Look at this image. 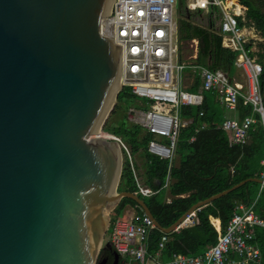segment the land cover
Returning <instances> with one entry per match:
<instances>
[{
	"label": "water",
	"instance_id": "1",
	"mask_svg": "<svg viewBox=\"0 0 264 264\" xmlns=\"http://www.w3.org/2000/svg\"><path fill=\"white\" fill-rule=\"evenodd\" d=\"M115 0H0V264H97L122 198L119 144L99 135L121 89V46L101 33ZM114 262L119 255L114 251Z\"/></svg>",
	"mask_w": 264,
	"mask_h": 264
},
{
	"label": "built area",
	"instance_id": "2",
	"mask_svg": "<svg viewBox=\"0 0 264 264\" xmlns=\"http://www.w3.org/2000/svg\"><path fill=\"white\" fill-rule=\"evenodd\" d=\"M229 1L186 0L190 10L206 11L211 6L219 9L218 33L222 45L235 53L234 66L242 73L243 81L221 69L212 70L198 63L196 39L191 40L194 54L188 60L181 56L175 17L177 0H115L113 14L101 20V33L121 46V89L127 87L139 104L129 107L128 119L151 136L146 150L167 161L168 171L173 166L181 130L192 122V118L183 119L180 110L199 107V116H202L206 92L215 94L224 111L236 110L239 104L252 109L251 115L242 118L223 116L220 128L230 144H246L250 129L256 123L261 125L264 140V93L260 85L263 66L256 54L263 38L253 27L250 6L237 11L229 6ZM184 71L190 73L187 78L183 77ZM188 79L190 83L186 85ZM195 82L197 89L190 90ZM104 137L117 141L130 159V150L121 138L109 134ZM129 162L133 168L131 159ZM259 179L262 189L264 170ZM169 182L168 172L164 187ZM136 184L141 196L154 193L137 178ZM128 208L129 213L122 211L117 217L113 210L110 212L114 219L107 231L110 246L124 264H257L260 261V250L253 242L254 227H264V220L253 212L252 206L236 205L225 229L218 230L215 244L202 254H175L167 261L161 260L159 254L151 257L147 252L149 233L155 228L152 220L144 212L139 214ZM166 241L163 233L160 249Z\"/></svg>",
	"mask_w": 264,
	"mask_h": 264
},
{
	"label": "trees",
	"instance_id": "3",
	"mask_svg": "<svg viewBox=\"0 0 264 264\" xmlns=\"http://www.w3.org/2000/svg\"><path fill=\"white\" fill-rule=\"evenodd\" d=\"M238 1L247 5L242 6L236 0H230L229 6L238 5L240 8H247L249 5L253 27L263 38L256 54L263 66L260 85L264 93V0ZM195 11L198 16L205 12V25L196 24L191 20L192 11L188 8L186 0H177L179 42L196 39V61L209 69H221L230 77L233 76L236 72L235 53L222 45V38L218 33L219 9L211 6L206 11ZM197 87L198 83L195 82L190 90H196ZM131 106L138 107L139 104L131 96L128 88L123 87L117 94L116 102L103 123L101 132L121 138L129 146L132 154L142 151L145 184L152 188L154 193L146 197L138 193L136 174L128 158L122 163L117 190L137 193L161 227L167 228L172 225L198 201L226 190L240 181L260 178V173L264 170V162H262L264 140L260 123L251 127L246 144H230L227 135L220 128L224 110L218 104L213 92L204 94L202 116H199V107L181 108V117L192 118V122L181 130L176 149L180 154L179 163L173 165L169 171L167 161L160 160L147 152L146 144L151 136L140 126L128 121L127 111ZM238 112L242 118L251 115L252 109L250 106L239 104ZM254 116L258 117L257 114ZM168 172L170 182L166 188L164 183ZM166 194H169V201L166 200ZM238 204L252 206L253 212L264 220V187L260 189L258 182L247 181L235 190L202 206L195 211L193 224L182 226L166 234L167 241L161 249L159 242L163 232L153 228L148 237V254L151 257L159 254L163 261L169 260L175 254L191 256L202 254L217 240L218 231L210 218L219 219L220 229L223 231ZM126 207L133 208L139 214L143 213L134 200L122 198L113 210L116 217ZM113 219L112 217L111 222ZM253 242L258 246L261 254L257 264H264V227H254ZM100 254L105 257V264H113L115 253L111 246L102 248ZM118 264H124V260L120 258Z\"/></svg>",
	"mask_w": 264,
	"mask_h": 264
},
{
	"label": "rangeland",
	"instance_id": "4",
	"mask_svg": "<svg viewBox=\"0 0 264 264\" xmlns=\"http://www.w3.org/2000/svg\"><path fill=\"white\" fill-rule=\"evenodd\" d=\"M191 11H192L191 20L194 23H196V24L205 25V23H204V20H205V12L201 13V15L198 16V14L195 13L196 11H194V10H191ZM175 17L177 19V6L175 7ZM179 45H180V53H181V56L184 57L186 60H188L194 54V47L192 46L191 41H189V42H183V43L180 42ZM189 74L190 73L188 71H184L183 77L184 78H187V76ZM240 78L242 79V76ZM189 83H190V79H188V80L185 81V84L186 85H189ZM136 103H138V102L136 101ZM224 113L228 117H231V111L226 110V111H224ZM127 116H128V111H127ZM128 121L130 123H132V121H130L129 119H128ZM142 132H144V131H142ZM99 135L106 136V134L105 133H102L101 131L99 132ZM127 147L129 149V146L128 145H127ZM177 154H178V158H179L180 157V154L179 153H177ZM121 156H122V163L125 160V158H128V160L131 159L132 164H133V167H134V172L136 174V178H137L138 182L145 184V179H144V166H143L144 158H143V155H142V151H140V153H137V154L130 153V159H129V156L127 155V153L125 151L121 150ZM168 196H169V194H168ZM108 240H109L108 239V234L106 233V236L104 238V242H103V245H102L101 249L102 248H105V247H110V244H109V241ZM105 261H106L105 257L102 254L99 253V256H98V259H97V264H104Z\"/></svg>",
	"mask_w": 264,
	"mask_h": 264
},
{
	"label": "crops",
	"instance_id": "5",
	"mask_svg": "<svg viewBox=\"0 0 264 264\" xmlns=\"http://www.w3.org/2000/svg\"><path fill=\"white\" fill-rule=\"evenodd\" d=\"M238 76V77H237ZM242 76V79L240 78ZM233 77H235L237 80L239 81H243V75L240 71L236 70V72L233 74ZM231 111V117H239L240 118V114L238 112V106L236 108V110H229ZM224 115H226L224 113ZM180 158V157H179ZM179 158H178V154L176 152L175 154V157H174V161H173V165H178L179 163ZM176 159V160H175ZM144 166V165H143ZM144 171H145V167H144ZM166 200L169 201L170 200V197L168 196V194H166ZM122 211H126L127 213H129L131 210L126 207L124 208ZM195 212L192 213L190 216H187L188 218L186 219V222L182 225V226H186V225H189V224H193L195 222ZM211 220V223L214 225V227L216 228V230H220V222L219 219L217 218H210ZM217 222V223H216ZM181 226V227H182ZM160 258V257H159Z\"/></svg>",
	"mask_w": 264,
	"mask_h": 264
},
{
	"label": "bare ground",
	"instance_id": "6",
	"mask_svg": "<svg viewBox=\"0 0 264 264\" xmlns=\"http://www.w3.org/2000/svg\"><path fill=\"white\" fill-rule=\"evenodd\" d=\"M237 11H239V9H241L238 5H234L233 6ZM219 222V221H218ZM217 223V222H216Z\"/></svg>",
	"mask_w": 264,
	"mask_h": 264
},
{
	"label": "flooded vegetation",
	"instance_id": "7",
	"mask_svg": "<svg viewBox=\"0 0 264 264\" xmlns=\"http://www.w3.org/2000/svg\"><path fill=\"white\" fill-rule=\"evenodd\" d=\"M105 263H106V261H105ZM105 263H104V264H105Z\"/></svg>",
	"mask_w": 264,
	"mask_h": 264
}]
</instances>
